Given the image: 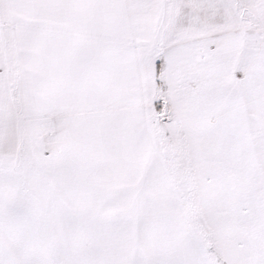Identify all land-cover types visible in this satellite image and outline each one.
Listing matches in <instances>:
<instances>
[{
  "label": "snow or ice",
  "instance_id": "1",
  "mask_svg": "<svg viewBox=\"0 0 264 264\" xmlns=\"http://www.w3.org/2000/svg\"><path fill=\"white\" fill-rule=\"evenodd\" d=\"M0 264H264V0H0Z\"/></svg>",
  "mask_w": 264,
  "mask_h": 264
}]
</instances>
